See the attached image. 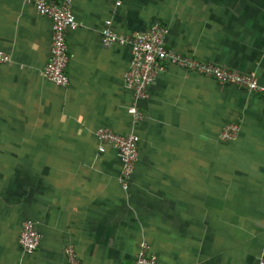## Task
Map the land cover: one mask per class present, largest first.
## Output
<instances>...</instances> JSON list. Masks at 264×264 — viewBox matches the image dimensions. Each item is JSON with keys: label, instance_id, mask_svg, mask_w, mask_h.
<instances>
[{"label": "crops", "instance_id": "0c3cea01", "mask_svg": "<svg viewBox=\"0 0 264 264\" xmlns=\"http://www.w3.org/2000/svg\"><path fill=\"white\" fill-rule=\"evenodd\" d=\"M72 0L68 83L41 75L50 22L27 0H0V264H131L144 239L156 264H256L264 229V95L166 66L131 125L123 74L129 48L101 44L105 20L123 35L166 27L178 52L264 84V0ZM239 125L218 140L221 127ZM133 131L138 155L126 191L116 151L93 131ZM31 220L38 245L17 243Z\"/></svg>", "mask_w": 264, "mask_h": 264}, {"label": "built area", "instance_id": "2783aa9c", "mask_svg": "<svg viewBox=\"0 0 264 264\" xmlns=\"http://www.w3.org/2000/svg\"><path fill=\"white\" fill-rule=\"evenodd\" d=\"M36 14L50 22V40L48 55L41 68V75L51 84L65 87L68 83L66 66L69 53L66 33L77 28L78 24L72 13V0H27ZM120 1H115L119 5ZM166 27L158 22L150 23L144 30L128 35L119 34L110 28V21L105 20L99 30L101 44H116L129 48V62L123 74L124 88L130 92L126 112L131 125L139 122L143 114L138 103L147 98L148 86L156 74L166 66H174L208 77L221 85H229L247 93L264 95V84L257 81L253 73H240L226 69L212 62H203L193 56L167 47L164 42ZM10 62V56L0 51V64ZM239 125L235 122L225 123L218 132L221 142L231 141L238 133ZM98 152L106 147L113 148L118 156L120 169L118 183L126 191L133 173L138 155L139 138L133 132L120 134L106 126H99L93 131ZM39 234L34 222L23 220L20 223L17 243L22 252L29 254L38 245ZM64 264H81L74 247L66 244L63 247ZM131 264H156V256L144 239L137 242ZM256 264H264V229L262 242Z\"/></svg>", "mask_w": 264, "mask_h": 264}]
</instances>
